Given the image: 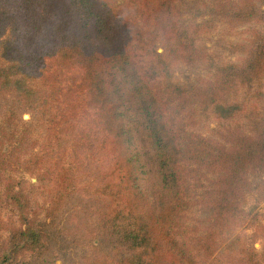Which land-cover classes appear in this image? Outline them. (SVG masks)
<instances>
[{
    "label": "trees",
    "instance_id": "trees-1",
    "mask_svg": "<svg viewBox=\"0 0 264 264\" xmlns=\"http://www.w3.org/2000/svg\"><path fill=\"white\" fill-rule=\"evenodd\" d=\"M263 76L264 0H0V264H264Z\"/></svg>",
    "mask_w": 264,
    "mask_h": 264
},
{
    "label": "rangeland",
    "instance_id": "rangeland-1",
    "mask_svg": "<svg viewBox=\"0 0 264 264\" xmlns=\"http://www.w3.org/2000/svg\"><path fill=\"white\" fill-rule=\"evenodd\" d=\"M244 29L245 28L242 27L236 31H231V30H229V28L226 26V24L223 21H218L216 24L215 31L204 37V43L210 49V51H218V50L224 51V49L220 46L219 42H221V40H223L226 43H230V42H237L239 40L244 39V33H243ZM240 31H242V32H240ZM159 51L161 52L162 49H160ZM223 54H224V57L228 60H236V58H237V56H235V55H229L226 51L223 52ZM175 70H176V73H175L176 78H178L179 80H184V77L186 75L194 77L195 73H196V70L189 69L188 67L184 66L183 64H177ZM200 72H203V71H200ZM255 88H262L264 90V76L260 80H258L256 83H254V89ZM240 97H241V99H244L246 102L250 101L249 93L245 89L240 93ZM25 118L28 119L29 115L26 114ZM209 121H210L212 126H214L216 124L215 121L212 119H210ZM202 129L204 132H206V127H203ZM33 181H36V179H33ZM253 201L254 200L251 197L250 202L252 203ZM262 243H263V240H259L255 243V246L258 249H260L262 247ZM55 248L57 249V247L53 246L52 250ZM21 260H22L21 262L27 261V260H29V256L28 255L23 256L21 258ZM41 264H72V262L71 261L65 262L63 260V255L61 252H58L57 254H54L51 252L50 254L44 256V261L41 262Z\"/></svg>",
    "mask_w": 264,
    "mask_h": 264
}]
</instances>
